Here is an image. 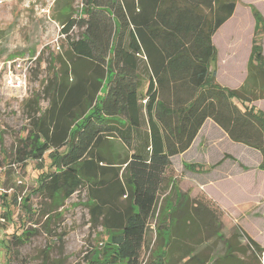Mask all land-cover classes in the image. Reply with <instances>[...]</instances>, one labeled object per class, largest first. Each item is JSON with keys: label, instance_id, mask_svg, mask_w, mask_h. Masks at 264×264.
Segmentation results:
<instances>
[{"label": "trees", "instance_id": "1", "mask_svg": "<svg viewBox=\"0 0 264 264\" xmlns=\"http://www.w3.org/2000/svg\"><path fill=\"white\" fill-rule=\"evenodd\" d=\"M235 7V0H82L80 16L58 14L64 57L42 90L47 107L34 101L14 162L48 155L39 194L52 202L83 193L90 225L112 234L111 264H139L150 221L175 192L170 159L190 148L207 119L258 151L264 172V113L250 106L264 100L258 12L243 84L226 89L209 73L211 39ZM171 202L162 264H264V248L240 226L221 234L223 212L212 201L183 193ZM212 228L211 255L218 242L222 254L202 261L196 250Z\"/></svg>", "mask_w": 264, "mask_h": 264}, {"label": "rangeland", "instance_id": "2", "mask_svg": "<svg viewBox=\"0 0 264 264\" xmlns=\"http://www.w3.org/2000/svg\"><path fill=\"white\" fill-rule=\"evenodd\" d=\"M235 2L234 16L213 38L216 56L209 64L210 75L214 73L216 80L218 75L226 89L245 78L258 30L253 11L264 19V0ZM66 12L80 16L82 0H0V264H111L112 234L90 225L83 193L52 202L39 194V175L50 169L48 155L42 162H14L28 117L37 108L36 97L39 108L47 107L42 90L64 57L65 36L58 14ZM260 47L264 56V35ZM250 106L264 113V100ZM118 147L123 151L122 145ZM56 154L51 152L52 159ZM260 165L258 151L231 142L214 124L206 123L193 146L172 161L167 177L175 192L161 204L163 213L150 221L139 264H162L171 201L183 193L218 201L224 208L219 207L223 215L216 213L223 224L221 234L228 237L238 225L264 248ZM213 229L204 231L196 250L203 252L202 261L222 254L218 242L211 255L216 246Z\"/></svg>", "mask_w": 264, "mask_h": 264}, {"label": "crops", "instance_id": "3", "mask_svg": "<svg viewBox=\"0 0 264 264\" xmlns=\"http://www.w3.org/2000/svg\"><path fill=\"white\" fill-rule=\"evenodd\" d=\"M236 8H237V6L235 7V10H234L232 16H231V17H230L225 23H227V22H228V21L234 16V13H235V11H236ZM225 23H224V24H225ZM224 24H223L220 28H222V27L224 26ZM220 28H219V29H220ZM219 29H218V30L216 31V33L213 35L211 41H213V38H214V36L218 33ZM246 75H247V69H246L245 78H246ZM214 78H215V77H214ZM245 78L243 77V79H242V76H241V79H240L238 85H237L235 88H230V90L238 89V88L243 84ZM215 82H216L217 84H219L221 87H222V85L225 86L224 84H222V83L220 82V77H219L218 75H217V80H216V78H215ZM102 92H103V91H102ZM208 122H211L212 124H214L211 120L207 119V120L204 122V124L202 125L201 129H202V128L205 126V124L208 123ZM214 125H215V124H214ZM215 127H217V126L215 125ZM217 128H218V127H217ZM201 129H200V130H201ZM218 129H219V128H218ZM200 130H199V131H200ZM220 130H221V129H220ZM221 131H222V130H221ZM222 132H223V131H222ZM198 133H199V132H198ZM198 133H197V135H198ZM223 133H224V132H223ZM224 134H225V133H224ZM197 135H196L195 139L193 140V142H192L190 148L193 146V144H194V142H195V140H196V138H197ZM226 137H227V136H226ZM227 138H228V137H227ZM239 145H241V144H239ZM242 146H243V145H242ZM190 148H189V149H190ZM189 149H188V150H189ZM188 150H187V151H188ZM187 151H185L183 154H185ZM183 154L176 155V156L172 157V158L170 159L171 164H172V161H173L174 158L180 157V156L183 155ZM241 174H244V172H242ZM228 177H231V176H228ZM201 189L203 190L202 185H201V187H200V190H201ZM208 198H209L213 203H215L218 207L224 209L223 206L220 205V204L218 203V201L214 200V199L211 198V197H208Z\"/></svg>", "mask_w": 264, "mask_h": 264}]
</instances>
